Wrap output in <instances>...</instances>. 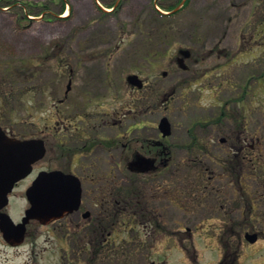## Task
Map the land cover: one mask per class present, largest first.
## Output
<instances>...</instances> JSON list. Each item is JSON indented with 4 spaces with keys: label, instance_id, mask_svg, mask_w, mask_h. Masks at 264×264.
<instances>
[{
    "label": "flooded vegetation",
    "instance_id": "flooded-vegetation-1",
    "mask_svg": "<svg viewBox=\"0 0 264 264\" xmlns=\"http://www.w3.org/2000/svg\"><path fill=\"white\" fill-rule=\"evenodd\" d=\"M262 25L264 20L242 37L251 57L239 92L231 84L233 71L223 68L227 61L209 62L212 52L223 48L206 49L200 37L178 47L172 71L183 73L182 88L200 82L198 102L185 95V104L198 106L202 93L216 90L215 113L208 121L192 120L182 142L173 141L176 124L170 116L158 118L157 96L143 71H129L124 78L139 92L129 105L118 84L108 93L86 89L80 101L62 110L58 105L73 88L69 80L64 98L55 103L57 130L44 122L37 137L45 154L36 163L45 164L36 168L35 163L15 189L25 183L27 200L26 191L41 172L62 171L79 181V202L50 221H29L20 243L18 234L5 236L1 230L0 241L10 248L29 246L25 264H40L33 259L42 238L59 243V248L51 246L61 259L53 264H162L170 252L179 253L182 264H264V41L254 43L263 39L255 36ZM255 47L261 48L258 56ZM131 75L142 85L129 82ZM175 91L165 92L161 101L169 106ZM165 117L169 134L161 126ZM197 126L204 133H196ZM181 165L191 169L194 180L174 195L169 178ZM160 237L166 251L153 259Z\"/></svg>",
    "mask_w": 264,
    "mask_h": 264
},
{
    "label": "rangeland",
    "instance_id": "rangeland-1",
    "mask_svg": "<svg viewBox=\"0 0 264 264\" xmlns=\"http://www.w3.org/2000/svg\"><path fill=\"white\" fill-rule=\"evenodd\" d=\"M115 4L114 10L107 8ZM261 20L264 0H186L183 5L180 0H0V125L12 137L37 138L44 122L52 131L57 130L53 126H59L58 106L63 110L71 102L80 101L86 89H106L108 93L118 84L129 105L139 92L124 78L129 71L140 70L157 96L158 118L168 114L176 124L173 141L182 142L187 126H194L192 120L208 121L215 113L216 90L202 93L198 106L185 104V95L198 102L200 82L182 88L183 73L172 71L178 47L200 37L207 42L206 49L223 48L211 51L209 62L227 61L223 68L233 71L231 84L239 92L238 83L244 82L245 63L251 57L242 37L250 36ZM258 28L255 36L263 39L254 43L260 44L264 41V25ZM260 52L261 48L255 47L254 55ZM164 70L167 76L162 75ZM69 80H73L72 90L63 103L55 106L59 98H64ZM170 89L176 90L175 100L167 106L161 99ZM222 94L226 92L222 90ZM196 133L204 131L198 127ZM175 154L178 157L181 153L176 150ZM44 164L38 162L35 167ZM174 170L169 180L174 195H179L184 187L190 188L194 176L182 165ZM25 189L22 183L10 194L6 211L14 221L20 220L29 207L23 196ZM160 240L153 259L166 251L165 239ZM41 241L33 260L56 263L59 254L51 246L59 248L58 241L51 245L44 238ZM28 247L10 248L0 241V264H25L30 259ZM168 255V261L162 264H182L179 253Z\"/></svg>",
    "mask_w": 264,
    "mask_h": 264
},
{
    "label": "water",
    "instance_id": "water-1",
    "mask_svg": "<svg viewBox=\"0 0 264 264\" xmlns=\"http://www.w3.org/2000/svg\"><path fill=\"white\" fill-rule=\"evenodd\" d=\"M188 54L187 50L182 51ZM129 82L142 85L137 75L128 77ZM169 121L165 117L161 126L165 134L170 133ZM45 154L43 141L40 139H19L10 137L0 126V210L9 204V194L16 182L29 175L33 163ZM75 176L62 171L42 172L27 190L30 207L26 210L23 221L16 224L7 212H0V229L6 236L10 233L19 235V242L24 239L26 224L31 219L50 221L65 211H70L78 203L81 187Z\"/></svg>",
    "mask_w": 264,
    "mask_h": 264
},
{
    "label": "trees",
    "instance_id": "trees-1",
    "mask_svg": "<svg viewBox=\"0 0 264 264\" xmlns=\"http://www.w3.org/2000/svg\"><path fill=\"white\" fill-rule=\"evenodd\" d=\"M181 1V0H180Z\"/></svg>",
    "mask_w": 264,
    "mask_h": 264
}]
</instances>
